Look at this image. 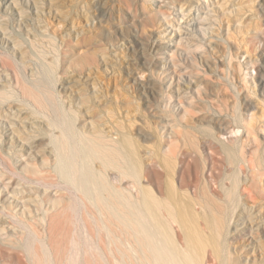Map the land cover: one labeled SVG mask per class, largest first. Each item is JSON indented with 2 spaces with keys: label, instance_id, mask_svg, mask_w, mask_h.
I'll list each match as a JSON object with an SVG mask.
<instances>
[{
  "label": "rangeland",
  "instance_id": "374dc122",
  "mask_svg": "<svg viewBox=\"0 0 264 264\" xmlns=\"http://www.w3.org/2000/svg\"><path fill=\"white\" fill-rule=\"evenodd\" d=\"M31 88L55 95L78 131L132 136L151 168L171 159L180 172L189 154L211 186L237 176L248 206L251 183L264 193V0H0V264H37L40 248L59 264L76 198L49 168L60 130ZM228 220L249 244L248 217Z\"/></svg>",
  "mask_w": 264,
  "mask_h": 264
},
{
  "label": "bare ground",
  "instance_id": "6f19581e",
  "mask_svg": "<svg viewBox=\"0 0 264 264\" xmlns=\"http://www.w3.org/2000/svg\"><path fill=\"white\" fill-rule=\"evenodd\" d=\"M27 93L46 110L49 125L60 130L52 137L56 159L49 168L76 197L66 206L67 230L56 255L59 264H264V193L257 183L246 189L251 207L243 201L237 176L229 188L211 186L198 170L192 171V162L198 160L189 154H185L182 162L186 167L180 172L171 159L165 160L163 170L151 168L140 157L132 136L125 133L116 141L102 132L78 131L73 116L55 95L44 100L45 95L32 88ZM191 189H195L193 196ZM64 201L60 196L59 203ZM71 213L82 221L87 235L84 244L75 235ZM245 215L252 231L244 234L251 241L238 245L239 235L230 238L234 232L228 218ZM29 227L42 240V234ZM46 236L54 239L51 228ZM91 236H99L105 243L99 252L89 246ZM43 250L31 252L37 264H56L54 253Z\"/></svg>",
  "mask_w": 264,
  "mask_h": 264
}]
</instances>
